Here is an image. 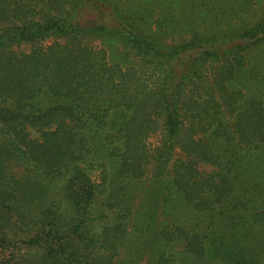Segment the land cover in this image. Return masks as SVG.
<instances>
[{
    "label": "trees",
    "instance_id": "1",
    "mask_svg": "<svg viewBox=\"0 0 264 264\" xmlns=\"http://www.w3.org/2000/svg\"><path fill=\"white\" fill-rule=\"evenodd\" d=\"M189 1L192 16L182 15L186 24L209 0ZM43 2L0 0V24L6 34L0 38V264H113L128 234V194L111 203L119 211L120 225L87 239L90 250L70 239L82 237L88 229L95 203V189L75 166L91 153L94 143L118 161L122 174L141 179L150 168L154 180L169 179L187 205L210 214L207 231L216 232L215 217L224 216L226 225L219 231L226 263L237 264L231 258L237 257L235 251L264 260V212L253 213L251 225L236 222L248 200L231 204L232 188L239 189V183L224 164L226 150H217L221 143L239 151H264V104L257 97L248 99L242 89L234 90L246 73L243 50L229 56L220 55L218 49L206 51L204 61L211 66L205 72L193 69L194 61L186 63L188 53H197L194 44L231 37L264 40V20L251 29L217 37L190 29L183 32L187 38L166 45L161 38H167L176 24L170 11L155 21L154 32L137 26L135 17L110 10L115 31L125 34L136 60L123 68L110 64L103 50L88 44V30L65 29L59 16L40 19ZM151 17L149 13L141 21ZM47 40L52 43L45 45ZM22 44L29 47L28 53L17 51ZM30 129L39 133L38 139L30 137ZM154 135L161 136L157 148L148 143ZM177 150L184 159L170 167ZM10 162L28 174L12 176L6 171ZM73 166L76 176L64 186L68 195L75 194L70 201L78 205L79 219L69 235L67 225L53 219L59 206H44L41 179L53 181ZM202 166L211 172L204 173ZM224 205L229 206V221ZM149 207L143 234H150L156 218L158 206ZM253 228L263 232L255 233ZM198 230V224L164 223L155 235L166 245L183 243L193 260L189 261L202 264L205 248ZM240 232L243 239L230 237ZM24 247L35 257L19 256ZM142 255L138 252V261ZM152 264H175V259L162 250Z\"/></svg>",
    "mask_w": 264,
    "mask_h": 264
},
{
    "label": "rangeland",
    "instance_id": "2",
    "mask_svg": "<svg viewBox=\"0 0 264 264\" xmlns=\"http://www.w3.org/2000/svg\"><path fill=\"white\" fill-rule=\"evenodd\" d=\"M37 1L39 0H30V3L34 5ZM43 1V4L39 5L40 19L46 21L47 17L59 16L63 20L62 24L65 29H75L76 26H79L78 28L88 30L90 32L88 44L93 48L103 50L110 64H118L123 68L135 64L136 60L129 50L125 34L115 31L117 26L113 25L114 23L109 17L110 10L115 11L118 16L124 14L131 18L135 17L137 26L154 32L157 31L155 30V21L161 14L170 11L171 15L175 18L174 23L176 24L172 27L174 29L173 32L167 38H161L166 45L187 38L183 32H188L190 29L200 32L206 31L210 36H219L225 32L229 33V31L237 34L244 31L243 29H251L257 26L264 20V0H209L197 9L195 19L189 21V24L182 22V15L192 16L189 0ZM102 13H105L106 17H102ZM149 13H151L152 17L142 22L141 20ZM69 14L73 16V19L68 16ZM66 20L68 22H65ZM127 25H125V28ZM4 36H6L5 26L4 24H0V38H4ZM223 40L225 41L215 40L207 41L205 44H194L197 47L194 51L197 53H188L190 59L186 63L189 62L188 64H191L194 61L193 69L197 68L201 72H205L211 66L204 61L206 51L213 53L218 49L220 53H223H219L220 55L229 56L232 51L243 50L241 54L246 59V73L242 76L241 86L236 85L234 90L242 89L245 91L248 99L257 97L264 104V40L254 42L243 38L235 39L234 37ZM51 43L52 40H47L45 45ZM17 51L28 53L29 47L22 44ZM112 117L114 118L115 116ZM30 137L38 139L39 133L30 129ZM160 138V135L152 136L148 141L149 145L155 148L159 147ZM94 144L90 146L91 153L75 165L76 171L78 170L82 176L88 179V183L92 184L96 192V199L91 208V214L88 215V229L82 231V237L76 238L74 236L70 238L74 243L86 247L88 244L87 239H91L94 235L101 236L103 232L119 226L122 219H120L117 207L111 206V203H114V200L122 197L124 194H128L131 201L128 234L123 236L121 246L117 248L118 255L113 264H152L157 258L158 252L162 250L168 256L172 255L173 259H175V264H196L190 262L193 260L185 253L183 243L166 245L158 239L155 235V230L164 223L184 224L187 226L198 224L201 228V230H198L199 238L202 239L201 241H203L205 248L204 262L202 264H230L226 263L223 259V244L221 240L223 233L219 231V229H223L226 225L223 219L224 216L215 217L216 232L207 231V228L212 223L210 221V214L198 213L187 205L182 200L180 194L172 188L169 179L154 180L150 168L141 179H134L126 174H122V171H119L118 161L112 157H108L107 149L98 147L96 143ZM217 150L221 152L226 150L227 155L223 156L224 164H226L227 170L232 172V178L237 177L239 183V189L235 187L234 191V188H232L233 194L229 198L231 204L242 203L245 200L243 199L244 197H247V199L243 204L248 200L247 205L244 206L245 210L240 212V218H237L236 222L243 221L245 225L247 222L248 225H251V215L253 213L264 212V151H239L233 148V146L230 148L221 143H217ZM180 159H184V157L177 150L169 166L171 167L174 161ZM201 170L204 173H209L212 169L202 166ZM6 171L12 173V176H16L17 178L20 177V173L22 175L28 174L23 171V168L16 165L15 162L7 164ZM75 176L76 172L73 166L68 173L64 172L62 176L53 178V181H43L41 179L44 189L41 199H43L44 206H59L57 212L52 213L54 214L53 219L57 220L58 224L67 225L65 229H67L69 235H71V231L78 222L79 208L78 205L74 207L70 201H73L75 194L71 191L73 198L68 195L64 185L68 179ZM112 192L113 195L111 194ZM150 205L158 206L155 210L156 218H154L150 234H143L144 215L147 213ZM228 207L224 205L226 216L228 215ZM40 212H37V214ZM131 219L133 220L131 221ZM136 219H138V222ZM229 219L228 217L227 221ZM137 223L139 229L136 228ZM253 229L255 233L263 232L259 228ZM247 233H250V231L245 232V234ZM239 235L235 234L230 237L234 236L243 239V232H240ZM229 243L232 244L231 240H229ZM244 243L247 244V242ZM92 246L94 245L92 244ZM85 249L90 250L91 246ZM138 252H143L142 258L139 261L137 258ZM33 253V250L30 251L24 247L19 250L18 254L24 259H28L31 256L35 257ZM234 254L237 257L231 256V258L236 259L237 264H241L238 259L243 264H264V260L257 261L254 255L241 256L242 253L238 255V251H235Z\"/></svg>",
    "mask_w": 264,
    "mask_h": 264
}]
</instances>
